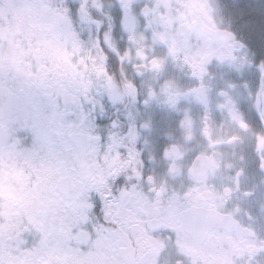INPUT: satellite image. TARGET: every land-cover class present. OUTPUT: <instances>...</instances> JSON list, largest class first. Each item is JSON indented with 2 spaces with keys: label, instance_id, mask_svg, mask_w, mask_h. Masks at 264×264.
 <instances>
[{
  "label": "flooded vegetation",
  "instance_id": "1",
  "mask_svg": "<svg viewBox=\"0 0 264 264\" xmlns=\"http://www.w3.org/2000/svg\"><path fill=\"white\" fill-rule=\"evenodd\" d=\"M0 264H264V0H0Z\"/></svg>",
  "mask_w": 264,
  "mask_h": 264
},
{
  "label": "rangeland",
  "instance_id": "2",
  "mask_svg": "<svg viewBox=\"0 0 264 264\" xmlns=\"http://www.w3.org/2000/svg\"><path fill=\"white\" fill-rule=\"evenodd\" d=\"M250 74L255 76V74H257V73L252 72V73H250ZM253 80H255V79H253Z\"/></svg>",
  "mask_w": 264,
  "mask_h": 264
}]
</instances>
